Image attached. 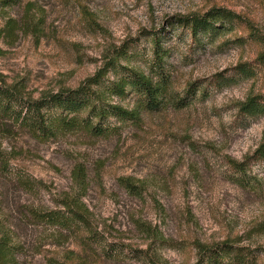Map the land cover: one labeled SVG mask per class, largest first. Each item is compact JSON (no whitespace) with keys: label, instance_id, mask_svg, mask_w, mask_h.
Returning a JSON list of instances; mask_svg holds the SVG:
<instances>
[{"label":"rangeland","instance_id":"374dc122","mask_svg":"<svg viewBox=\"0 0 264 264\" xmlns=\"http://www.w3.org/2000/svg\"><path fill=\"white\" fill-rule=\"evenodd\" d=\"M214 8L241 19L197 35L182 24ZM130 70L163 75L187 106L108 116L103 137L39 138L0 117V219L20 260L264 264V114L240 110L250 97L264 105V0H0V84L25 101L99 75L105 103L137 109L131 89L107 90ZM66 202L85 229L29 216Z\"/></svg>","mask_w":264,"mask_h":264},{"label":"trees","instance_id":"16d2710c","mask_svg":"<svg viewBox=\"0 0 264 264\" xmlns=\"http://www.w3.org/2000/svg\"><path fill=\"white\" fill-rule=\"evenodd\" d=\"M241 17L224 8H214L204 15H194L184 18L182 24L189 25L194 35L198 33H213L232 24ZM102 76L96 75L75 90L61 91L43 96L35 101H25L11 88L0 84V117L9 116L14 122L26 127L36 137L49 138L63 131L83 130L93 136L103 137L110 134L112 128L103 124L108 116L116 117L123 123L138 120L137 111H161L164 106L173 104L176 108H184L187 103L169 91L170 83L161 75L159 81L144 73L133 70L129 75L107 87L108 91L119 96H125L131 89L139 96L137 109H127L105 103L104 95L93 87L99 86ZM250 116L264 114V105L257 97H250L240 109ZM260 159H264V144L256 151ZM79 172L81 170L79 169ZM128 190L138 187L130 180H123ZM81 182L80 184L82 185ZM30 218L37 225L54 226L67 231H79L86 228L87 217L72 202L64 203L62 208L30 209ZM21 245L0 219V264H25L20 260Z\"/></svg>","mask_w":264,"mask_h":264}]
</instances>
